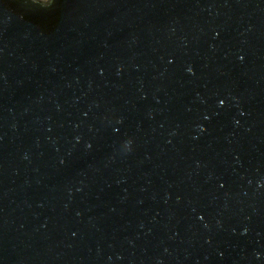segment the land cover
Here are the masks:
<instances>
[{
	"label": "water",
	"instance_id": "obj_1",
	"mask_svg": "<svg viewBox=\"0 0 264 264\" xmlns=\"http://www.w3.org/2000/svg\"><path fill=\"white\" fill-rule=\"evenodd\" d=\"M0 264H264V0H0Z\"/></svg>",
	"mask_w": 264,
	"mask_h": 264
}]
</instances>
